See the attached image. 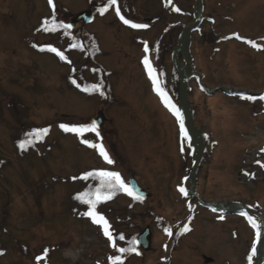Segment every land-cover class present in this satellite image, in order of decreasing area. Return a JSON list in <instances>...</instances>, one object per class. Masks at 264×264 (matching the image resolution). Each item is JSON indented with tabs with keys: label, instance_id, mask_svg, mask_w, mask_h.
I'll return each mask as SVG.
<instances>
[{
	"label": "rangeland",
	"instance_id": "rangeland-1",
	"mask_svg": "<svg viewBox=\"0 0 264 264\" xmlns=\"http://www.w3.org/2000/svg\"><path fill=\"white\" fill-rule=\"evenodd\" d=\"M97 1L101 9L109 6L108 0ZM89 2L53 0V8L48 0H0V159L10 161L0 171V220L2 212L8 214L7 232L0 238L6 244L1 263L111 264L110 257L120 255L122 264H250L258 257L260 228H253L243 216H222L206 205L239 203L257 208L264 217V169L248 183L240 174L243 167L259 168L247 165L246 149L257 146L251 160L264 149V100L259 99L264 95V0H201L199 26L211 29L215 43H201L196 30L192 32L193 67L209 90L220 86L259 96L255 100L222 92L209 96L195 79L189 82L194 132H206L209 138L197 174L198 198L179 191L190 190L189 139L143 63L147 57L159 88L176 109L182 78L173 76L175 59L169 53L158 64L152 45L167 25L172 33L162 43H179L182 30L197 21L196 0H136L130 22L146 25L138 29L126 30L115 22L116 8L121 9L117 0L91 25L76 24L67 32L62 27L43 30L45 21L50 27L70 24L72 17L88 10ZM86 32L96 35L105 56L93 58L89 37L79 42ZM50 47L67 59L48 51ZM177 62L185 68L180 58ZM92 71L98 74L91 76ZM102 83L103 96L92 89ZM99 115L103 117L99 136L91 131L78 136L60 127L90 125ZM40 129L49 131L38 141L29 136ZM26 139L33 144L24 150L15 146ZM82 140L102 145L114 163L107 164L98 149ZM91 170L119 173L128 187L131 174L149 193L143 203L135 204L125 192L108 202L117 212L132 209L127 235L135 242L140 231L151 228L149 250L134 245L135 252L121 254L116 248L130 244L119 241L112 227L116 248L100 225L70 219L87 210L75 197L82 193L80 177ZM22 248H27V256Z\"/></svg>",
	"mask_w": 264,
	"mask_h": 264
},
{
	"label": "snow or ice",
	"instance_id": "snow-or-ice-1",
	"mask_svg": "<svg viewBox=\"0 0 264 264\" xmlns=\"http://www.w3.org/2000/svg\"><path fill=\"white\" fill-rule=\"evenodd\" d=\"M49 5H53V0H48ZM117 0H108V5L112 6V5H116ZM107 11V8L101 9L100 14L103 15L104 12ZM116 15L120 18V20L125 24V25H129L132 28H143L146 27V25H142V24H135V23H131L129 20L125 19L121 13H120V8L117 7L116 8ZM55 27H62L64 29L65 32H67V30H69L72 25L70 24H62V25H55L54 27H49L47 21H45L44 24V31H54ZM237 39H242L239 36H236ZM245 43H249L252 47H258L254 42L252 41H244ZM35 47V45H33ZM74 47H76L74 45ZM41 51H44V48L40 49ZM50 52L55 53L57 56H59V58L61 60H66L67 58L64 56V54L57 50L54 47H50L47 49ZM144 51L147 53L148 52V47L145 46ZM143 63L145 64V67L148 70V74L150 79L153 82V85L156 87V91L159 95L162 96V98H164V102L166 107H169L170 110L173 111L174 115L177 116V118L179 119V112L177 109H175V106L172 105L170 103V101H168L167 97L165 96V94L163 93V91L159 88L158 86V81L157 78L155 77L154 73V69H152L147 57L144 59ZM73 83L75 84V81H73ZM77 87H79V85H77ZM93 91H99V89L97 88L96 85L92 86ZM82 91L88 92L89 89L87 88H83L81 89ZM100 95L103 96L104 93L100 92ZM247 99L249 100H255L257 99L256 97H247ZM260 100H264V95L259 97ZM60 127L65 131V132H73L74 134L80 136L85 132L91 131V132H95V134L97 136H99V132L97 131V125L95 122H92L90 125H86L83 127H69L67 125H60ZM49 130L48 129H40V130H36L32 133L29 134V136L31 137H35L36 140L38 141L40 138H42L44 135L47 134ZM181 133L184 136V138L187 140L188 136H187V132L184 130V126L181 123ZM33 140L32 139H26L25 141H22L19 144L20 149L24 150L27 146H30L33 144ZM82 143L87 144L88 147L91 148H96L98 149V152L100 154L101 157H103L104 161L107 164H112L114 163L110 157L108 156V154L106 153L105 149L103 148L102 145H98V144H92L87 140H82ZM262 152H264V149L261 150ZM257 163H260L259 161H257ZM261 167H264V164H261ZM245 175H249L248 173H245ZM89 177L94 178V179H98L100 181V188H97L94 192L92 193H83L81 195H78L77 197H75V199L79 200L81 203L87 204L89 207V211L84 213L83 215L90 217L92 222L94 224H98L102 227L103 229V233L105 235V237L109 240V242L111 243L113 248H116L115 245V240H114V236L112 234V232L110 231V225L108 223V221L100 214H98L95 209L97 207L98 204L105 202L108 199H111L116 192L118 191H123L125 193H127L129 196H133V191L130 187H128L124 181L121 179L119 173L116 172H111V171H96V172H90L85 174L83 177H80V179H84L87 180L89 179ZM73 179H77L76 177H74ZM102 189H104L105 191H102ZM179 191L184 194L187 195L186 190L183 187L179 188ZM135 199H142L139 196H134ZM243 215H247L246 213H242ZM249 222L252 224L253 228H257L260 227L261 225H257L256 221L253 220L252 217H248ZM165 232L167 235L171 236L172 232L170 229H165ZM120 240H123L124 237L121 235L119 237ZM135 241H130L129 244L130 246L128 248H116V251L124 254V253H131V252H135L136 248L134 247L135 245ZM47 249L45 250L44 255L46 256L47 254ZM2 254V253H0ZM138 254V253H137ZM39 259V258H38ZM110 261L111 264H122V259L120 255L115 256L114 258L110 257Z\"/></svg>",
	"mask_w": 264,
	"mask_h": 264
},
{
	"label": "water",
	"instance_id": "water-1",
	"mask_svg": "<svg viewBox=\"0 0 264 264\" xmlns=\"http://www.w3.org/2000/svg\"><path fill=\"white\" fill-rule=\"evenodd\" d=\"M201 0H196V9H197V13L195 14L197 17V21L196 23H194L193 25H189V27L187 29L184 30L183 35L181 36V42L180 45L178 46V50L181 52V55L183 57V60L186 64L184 69H181V67L178 65V72L180 74H182V85H181V92H180V104L178 107V112L179 115H181V119L182 122L184 123V127L187 130V133L189 134V137L191 139L190 142V149L192 150V161H193V167H192V171L190 174V180L192 181L191 183V192L190 195H193L196 189V185H197V181L195 180V174H196V169L198 167V163L199 160L201 158V154H202V143L201 140H198L197 143H195V136L196 134L199 135L200 132H194V129H192V124H191V119H190V115L188 113L187 110V87H188V83L189 80L195 76L199 78V82L201 81V77H199L200 75L197 74L196 72L193 71L192 66V60H191V55H190V51H189V34L190 32L196 28L201 20ZM83 21L85 24L89 23L91 21V14L87 13V12H82L80 13L78 16L74 17L71 19V23L70 25H72V27L75 26L76 23ZM175 51L174 53V57L177 54V51ZM223 92L225 90L221 89ZM216 92V90L209 92L210 94H214ZM226 92H230V90L226 91ZM102 122L101 118H98V120L96 121L97 126H100ZM130 184H131V189L133 191V194H135L136 196L141 197L142 199H146L147 198V193H145L141 188H139V186L137 185V183H135V181L133 180V178H131L130 180ZM249 212L251 214H255L256 216H258L259 219H261L260 215H258L257 213H255L254 211H251L247 208H244L243 206L240 205H232L229 208H227V210H225V212H223L224 214H239L241 212ZM262 229H264L263 224H262ZM149 230L146 229L143 233L140 234L139 238H138V246L144 250H149L150 248V234H149ZM260 257L259 259H257L255 261L254 264H259L261 261V258L264 255V237L261 240V244H260Z\"/></svg>",
	"mask_w": 264,
	"mask_h": 264
},
{
	"label": "trees",
	"instance_id": "trees-1",
	"mask_svg": "<svg viewBox=\"0 0 264 264\" xmlns=\"http://www.w3.org/2000/svg\"><path fill=\"white\" fill-rule=\"evenodd\" d=\"M208 31L209 32L204 31V29H202V26H200L196 30V33L198 34V38L200 39L201 43H207V40H209L210 43H215L214 42L215 40H213L211 29H208ZM179 36H181V34ZM90 40H92V37H90ZM217 40H216V42H217ZM93 42L95 43V39H94ZM158 44H159V41L156 42V45L153 46L154 49L152 50V52L154 54L155 60H157L158 64H160V62L162 61L163 57L166 56V54L171 53L173 51V49L175 48L174 46H176L177 44L175 45V42H173V43L169 42V43H166L164 45L157 46ZM172 72L174 73L173 76H174V78L176 80L177 72H176V69L174 67H172ZM79 73L83 77V75H84L83 74V70H81V72H79ZM96 74H98V72H96V71L92 72V76L96 75ZM98 79H99V82L102 81V77L100 75H98ZM168 90L170 91V93H172L174 91L172 89V85L170 87H168ZM19 144H20V142H15V146L17 148H19ZM8 166H10V161L9 160L0 159V171H2L5 167H8ZM80 180H81L80 188L82 189V193L81 194H83V193H92L97 188L101 187L100 181L98 179H94V178L89 177V179H87V180H84V179H80ZM102 191H105V190L102 189ZM113 197L109 201L106 200L105 202H102V203L98 204L96 209H95V211L104 214L107 217V220L111 223V225L116 230H118V233H117L116 237L118 238L119 241H125V243H127V242L129 243L130 241L133 240V237L127 235V232L129 231V229L132 228L130 226V223H129V221H131L132 218L129 217L128 211H130L132 209H127L126 208V209L122 210L121 212L115 211L114 210L115 208H112L110 203H108V202H111V204H112ZM105 204L110 205V206L108 208H105ZM80 205L81 206L86 205L85 208L89 209L87 204H84V203L80 202ZM1 215H2V217H1V220H0V238L4 234V232H7V217H8V214L6 213V211L2 212ZM125 230H127V232H125L123 234V232ZM121 235L124 237L123 240L119 239V237ZM132 235L135 236L136 233H133ZM125 243L122 242V244H125ZM5 245L6 244H4V243H2V244L0 243V253H2V254H0V257L3 256L4 253H5V250H6ZM0 264H1V261H0Z\"/></svg>",
	"mask_w": 264,
	"mask_h": 264
},
{
	"label": "bare ground",
	"instance_id": "bare-ground-1",
	"mask_svg": "<svg viewBox=\"0 0 264 264\" xmlns=\"http://www.w3.org/2000/svg\"><path fill=\"white\" fill-rule=\"evenodd\" d=\"M195 143H197V139H195Z\"/></svg>",
	"mask_w": 264,
	"mask_h": 264
}]
</instances>
